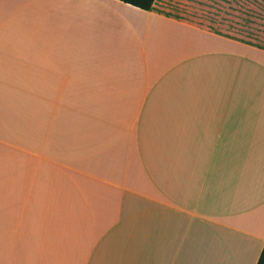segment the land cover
Masks as SVG:
<instances>
[{"label": "crops", "instance_id": "obj_1", "mask_svg": "<svg viewBox=\"0 0 264 264\" xmlns=\"http://www.w3.org/2000/svg\"><path fill=\"white\" fill-rule=\"evenodd\" d=\"M264 26L201 0H0V264H256Z\"/></svg>", "mask_w": 264, "mask_h": 264}, {"label": "rangeland", "instance_id": "obj_2", "mask_svg": "<svg viewBox=\"0 0 264 264\" xmlns=\"http://www.w3.org/2000/svg\"><path fill=\"white\" fill-rule=\"evenodd\" d=\"M201 15L213 20H248L264 26V0H201Z\"/></svg>", "mask_w": 264, "mask_h": 264}, {"label": "trees", "instance_id": "obj_3", "mask_svg": "<svg viewBox=\"0 0 264 264\" xmlns=\"http://www.w3.org/2000/svg\"><path fill=\"white\" fill-rule=\"evenodd\" d=\"M119 1L130 4L134 7L140 8L142 10H146L149 7V5L152 3L153 0H119ZM243 23L249 24L250 21L244 20ZM256 264H264V246L261 250L260 256H259Z\"/></svg>", "mask_w": 264, "mask_h": 264}]
</instances>
